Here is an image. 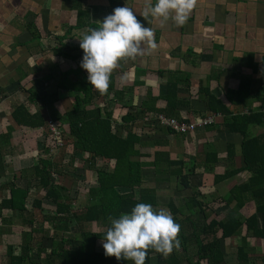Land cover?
Here are the masks:
<instances>
[{
  "label": "crops",
  "instance_id": "crops-1",
  "mask_svg": "<svg viewBox=\"0 0 264 264\" xmlns=\"http://www.w3.org/2000/svg\"><path fill=\"white\" fill-rule=\"evenodd\" d=\"M148 2L120 0L119 7L134 9L143 26L153 30L156 48L145 44L141 57L135 60L124 58L112 71L114 89L125 92L120 102L115 98H111L112 103L108 102L115 130L118 129L119 135L126 133L120 121L128 111L124 105H129L133 114L139 110L144 111L143 116L160 113L167 105L163 97L167 83L179 82L178 101L182 104L176 107L175 118L198 121L214 115V119L187 134L169 133L143 117L138 119L134 126L141 129L143 145L140 151L145 155L141 158L145 162L142 187L156 190L154 208L157 210H168L170 199L181 206L193 189H197L201 194L198 199L204 205L203 211L195 214L196 219H225L232 214L235 205L229 196L230 188L252 175V172L241 169L230 177L214 181L215 176L220 177L225 171L245 165L241 152L243 136L240 132L226 130L224 121L230 116L260 110L264 96V0H197L182 27L171 19L161 23L151 14L147 19L143 17L141 14ZM151 2L154 4L155 0ZM112 12L109 0H0V134L5 133L8 126L12 128L6 147L9 153L5 157L8 172L0 183L13 181L16 186L25 187L28 178L20 174L38 160L41 129L17 126L11 117L14 107L23 103L30 112L40 109L38 102L28 100V90L33 89L39 94L58 92L59 99L53 104L54 113L50 114L47 108L40 109L46 118H56V114L62 115L68 110L75 94L69 88L76 77L75 69L79 68L88 76L81 67L83 50L75 48L80 46L79 38L92 29L85 22L100 26V22ZM78 22L81 25H76ZM62 44L75 48H65V52L78 54V57L71 59L55 54L53 51ZM206 91L219 103L213 107L220 105L228 110L226 119L221 113L207 108ZM110 97L111 93L104 99ZM97 103L102 104L103 98L97 99ZM247 134L250 137L264 134V123L251 122ZM156 152L168 153L170 160L183 162L182 173L189 175V188L181 189L180 180L174 175L178 168L167 169L164 164L163 174L155 172L152 161ZM209 160L215 161L207 163ZM84 171L88 175L91 170ZM13 174L16 178H12ZM86 179L90 185L95 183L94 177ZM7 194L6 189L0 190V198ZM245 201L237 211L243 218L255 209L254 200L246 198ZM2 218L0 264H8L4 254L6 245L12 244L14 253H17L22 241L21 230L27 229V225L10 211H3ZM257 219L259 221V216ZM84 223L89 222L83 221L82 230H92L85 228ZM47 224L50 228L51 225ZM94 226L96 230L103 228L99 223ZM34 228L31 259L36 264H49L45 253L38 255L35 251L37 245L41 250H49L53 244L45 237V241L42 240V233L37 232L36 226ZM45 231L47 229H44L43 236ZM241 235H244V227ZM238 242L236 236L222 241L225 260L221 264L237 263L235 248ZM246 244L250 254L248 264H263L260 260L262 240L248 236ZM181 264L186 262L181 261Z\"/></svg>",
  "mask_w": 264,
  "mask_h": 264
},
{
  "label": "trees",
  "instance_id": "trees-1",
  "mask_svg": "<svg viewBox=\"0 0 264 264\" xmlns=\"http://www.w3.org/2000/svg\"><path fill=\"white\" fill-rule=\"evenodd\" d=\"M109 2L112 9L119 7L120 0H109ZM76 25H81V22ZM82 25H84L83 22ZM85 25L92 29L99 27L90 22H85ZM65 48L80 49V46L70 48L62 44L53 52L71 59L78 57V54H67ZM74 75L76 77L69 86L71 90L75 91L72 106L62 115H55L59 122L66 124V131L60 127L61 144H57L56 148L64 150L69 158L71 157L70 161L73 166L81 162L85 169L94 172L95 183L91 186L94 191L83 208L72 209L73 198L69 195L70 187L61 182V178L68 171L64 166L67 156H62L59 161L44 156H49L50 146H54V142H47L48 121L51 119L46 118L40 109L47 108L51 112L50 114L54 113L53 104L59 99L58 92L39 94L35 90L29 89L28 100L31 103L38 102L41 108L30 112L28 107L20 103L14 107L11 117L17 126L41 129L42 138L39 140L41 146L38 150L37 162L29 169H24L20 174L26 179L28 178L26 186L18 187L13 181H1L0 183V190L8 191L7 196L0 198V221L4 220L2 218L3 211H10L13 216H19L20 221L27 225V229L21 230L22 241L17 253H14L12 244L6 245L4 254L8 264H36L31 259L32 233L36 231L34 228L36 226L37 232L42 233V238H40L43 239L44 230L38 226L40 223L34 219L32 211L35 208L43 212L41 206L43 199L53 205L51 214H42L43 220H50L52 223L53 230H47L45 237L51 241L53 246L49 250H41L37 245L35 253L38 255L45 253V260L49 264H133L131 260H117L114 256L105 255L103 245L97 249L96 242L103 241L104 234L110 226L109 216L118 218L121 213L130 212L137 203L141 202L150 203L153 207L156 205V190L142 187L145 180L143 174L145 162L141 161L145 155L140 151V147L143 145L142 132L141 129L134 126L138 119H142V117L145 119L150 114L147 113L143 116V110L133 114L130 106L124 105L128 111L121 116L120 121L126 133L119 135L114 127L113 112L108 107V102L112 103L111 98L120 102L125 92L114 89V76H110L107 91L101 93L93 88L82 70L75 69ZM178 83L174 81L166 85L163 97L167 105L160 112L166 116L175 117L176 107L182 104L178 101ZM61 85L67 88L62 83ZM110 93L111 97L107 100L104 99ZM206 96L207 108L212 112L221 113L226 119L228 110L220 105L213 107L215 103L219 104L218 101L207 91ZM101 97L103 103L98 104L97 99ZM259 109V111H254L255 113L252 111L248 115L230 116L229 120L224 121L226 130L240 132L243 136L241 152L245 165L239 169L225 171L220 177L215 176L214 181L230 177L241 169L252 172L246 181L233 185L229 190L230 199L235 201L232 214H229L225 219L204 220V217L203 220L198 221V224L195 214L203 211L204 203L198 199L201 194L197 189H193L192 194L185 198L181 206L175 205L172 199L168 200L167 208L175 222L180 225L178 234L180 247L174 248L167 255L149 249L145 264H181V261H185L186 264H201L202 262L221 264L225 260L222 241L232 236L238 237L239 240L235 248L236 264H248L250 261L246 244L248 236L262 240L263 251L260 260L264 264V134L252 137L247 134L248 124L251 122L261 121L264 123V96ZM11 129L8 126L7 131L0 134V179L5 178L8 172L5 157L9 153L6 147L10 141ZM167 130L169 133H174ZM214 161L209 160L207 163ZM164 164L167 169L178 168L174 175L180 180L181 189L189 188V175L182 173L183 162L181 160H170L168 153L156 152L152 165L157 174L164 173ZM12 176V178H16L14 174ZM82 178L86 179L80 175V179ZM36 187L40 191L42 190V197H32L31 202L28 203L30 189ZM246 198L255 201V209L254 212L243 218L237 211L244 206ZM75 221L91 222L94 225L99 223L103 225V228L98 230L96 228L92 230L80 228L77 236H74L69 232V226L70 222ZM242 227H244V235H241ZM56 228L59 230H55ZM190 250L194 253L192 257L189 254ZM55 259L58 262H55Z\"/></svg>",
  "mask_w": 264,
  "mask_h": 264
},
{
  "label": "clouds",
  "instance_id": "clouds-1",
  "mask_svg": "<svg viewBox=\"0 0 264 264\" xmlns=\"http://www.w3.org/2000/svg\"><path fill=\"white\" fill-rule=\"evenodd\" d=\"M197 0H149L143 17L160 19L161 23L173 20L184 26ZM83 50L81 67L88 73V80L101 93L109 88L112 71L124 58L137 59L144 52V45L156 48L154 32L143 26L134 9L116 7L100 26L79 38ZM110 226L103 237L105 255L117 260H131L145 264L149 249L167 255L180 247V225L167 209H155L150 203H137L130 212L118 218L108 217Z\"/></svg>",
  "mask_w": 264,
  "mask_h": 264
},
{
  "label": "rangeland",
  "instance_id": "rangeland-1",
  "mask_svg": "<svg viewBox=\"0 0 264 264\" xmlns=\"http://www.w3.org/2000/svg\"><path fill=\"white\" fill-rule=\"evenodd\" d=\"M50 119L52 120L51 121L52 123L54 122L55 124H57L59 126L60 130L62 128L63 131H66V129H65L66 124L59 122L56 118H50ZM44 128H47V127H44ZM66 133L67 132H65V135H67ZM118 133L120 134L119 131H118ZM48 135H49L48 138L46 137L47 142H54V146H50L51 147L50 156L46 155V158H50L52 160L54 159L55 161H59V159L62 158V156H67V157H65L67 160H64V164H65L64 166H65V168L68 169V171H67L66 175L61 178V182L70 187L69 195L71 198H73V200L71 202L72 207H73L72 209L73 210L79 209V208L81 209L84 207V204L88 203L89 197L91 196V193H93L94 190L92 189L93 187H91L92 185H90V183L88 182V179H83V178L80 179V175H83L85 178L87 177L90 179V178L94 177V172L90 171V172H88V175H87L86 172L84 171L85 167L82 166L81 162L78 163L76 166H73L71 164V161H70L71 157L69 158V155L66 154L64 152V150L61 151L60 148L59 149H58V147L56 148V145L59 144V137L54 138L53 135H51L50 133ZM37 146H38V144H37ZM77 187H78V190H77ZM42 194H43V192H42V190L40 191L39 188H37V187L32 188L30 194L28 195V199H27L28 203L31 202L32 197L38 196L40 198V197H42ZM41 203H42L41 206L43 208V212H40L39 210L33 208V211H32L33 217L38 223H40V225H38V226H40L43 230L44 229L53 230L52 223L50 222V220H44V221H46V222H44L43 217H42L43 213L44 214H46V213L51 214V212L53 210V205L44 199L42 200ZM163 209H165V208H163ZM198 221H200V220H197V223H198ZM47 223H49L51 225L50 228L48 227ZM82 223H83V221L70 222L69 232H71L74 236H77V233L79 231V228H81ZM83 226L87 229H89V228L95 229L96 228V226H94V224H91L90 222L88 224L84 223ZM55 230H59V229L56 228ZM39 234H40V232H39ZM45 234H46V231H45ZM38 239L39 238L37 237V241H38ZM42 240L45 241V239H42ZM40 243H41V239H40ZM100 245H102L101 241H98V244H96V248L98 249ZM189 254L192 257L194 253L191 252V250H190ZM201 264H205V262H202Z\"/></svg>",
  "mask_w": 264,
  "mask_h": 264
},
{
  "label": "built area",
  "instance_id": "built-area-1",
  "mask_svg": "<svg viewBox=\"0 0 264 264\" xmlns=\"http://www.w3.org/2000/svg\"><path fill=\"white\" fill-rule=\"evenodd\" d=\"M148 122H154L159 127H163L165 129H169L170 131L178 134H187L195 130L197 126L208 125L214 119V115L205 116L200 118L198 121H190L185 119H177L175 117L166 116L162 113L150 114L145 118ZM52 120L48 121V130L53 137H59L61 134V130L59 126ZM59 144L60 137H59Z\"/></svg>",
  "mask_w": 264,
  "mask_h": 264
}]
</instances>
